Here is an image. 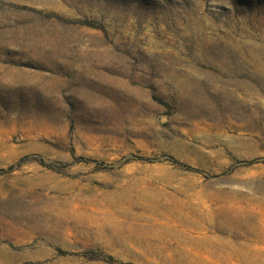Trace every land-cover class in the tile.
<instances>
[{
	"label": "rangeland",
	"instance_id": "374dc122",
	"mask_svg": "<svg viewBox=\"0 0 264 264\" xmlns=\"http://www.w3.org/2000/svg\"><path fill=\"white\" fill-rule=\"evenodd\" d=\"M0 264H264V0H0Z\"/></svg>",
	"mask_w": 264,
	"mask_h": 264
},
{
	"label": "bare ground",
	"instance_id": "6f19581e",
	"mask_svg": "<svg viewBox=\"0 0 264 264\" xmlns=\"http://www.w3.org/2000/svg\"><path fill=\"white\" fill-rule=\"evenodd\" d=\"M261 210V209H260ZM192 240V239H191ZM253 247V246H252ZM223 248V247H222ZM263 248V247H262ZM218 252V251H217ZM252 262V261H251Z\"/></svg>",
	"mask_w": 264,
	"mask_h": 264
}]
</instances>
